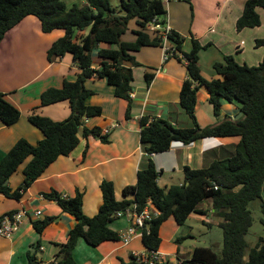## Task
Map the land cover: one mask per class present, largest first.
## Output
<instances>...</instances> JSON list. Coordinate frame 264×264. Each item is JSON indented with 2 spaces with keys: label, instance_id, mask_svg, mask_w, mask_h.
I'll return each mask as SVG.
<instances>
[{
  "label": "trees",
  "instance_id": "1",
  "mask_svg": "<svg viewBox=\"0 0 264 264\" xmlns=\"http://www.w3.org/2000/svg\"><path fill=\"white\" fill-rule=\"evenodd\" d=\"M111 1L85 0L82 6L73 4L67 8L61 0H0V43L24 18L34 17L43 33L63 32V36L48 48L47 60L69 54L72 63L80 70L73 82L64 81L61 88H48L40 95L41 107L67 101L71 109L69 117L53 121L33 109L27 119L42 133L43 139L35 145L19 139L1 158L0 194L6 198L19 200L22 192L40 178L53 162L61 156L67 157L75 149L80 137L92 136L103 143L107 141L98 127L88 128L83 123L85 118L101 114L100 107L86 104L87 98L93 94L86 89V81L104 80L112 86L114 96L126 102L125 119L130 118L133 67L141 66L135 53L145 47H161L157 32L148 31L146 25L154 17L163 22L166 9L161 0H118L119 4L115 7ZM178 1L190 3V0ZM258 8L264 9V0H246L235 23L237 32L260 26ZM130 26L133 28L130 29ZM129 31L134 40L124 41L123 36ZM170 39L187 60V79L180 87L178 107L187 117L189 126L174 127L168 121L142 116L139 126L144 154L166 152L172 142L189 145L203 138L238 137L233 154L202 169L184 166L182 183L163 188L157 185L159 172L148 157L145 166L137 171L135 185L123 188L121 200L115 199L112 182H100L102 202L97 213L91 217L83 213V192L79 190L73 197H65L54 190L42 193L44 199L54 202L62 213L70 215L76 222L60 247L55 264H77L73 250L79 239L91 247L119 241L118 233L108 227L115 213L132 204H136L137 210L141 211L148 201L158 214L148 223V233H144L141 240L145 250H159L160 226L168 218H173L177 225H183L189 215L197 212V206L206 200H211L216 216L222 219L219 224L222 231L221 252L217 254L211 248L196 247L188 259L178 264H264V237L258 236L253 244L246 240L253 223L250 204L258 203L260 223L264 228L261 197L264 192V57L257 66H247L239 65L232 56H226L223 63L214 65L217 76L207 78L197 64L201 45L193 40L191 50L183 53V39L174 32ZM101 44L108 48H99ZM254 47H264V39L256 40ZM95 50L101 60L98 68L93 67L91 57ZM126 64L131 67H126ZM144 79L148 86L153 74L146 72ZM200 88L207 91L215 116L219 115L221 101L225 100L240 104L242 118L236 122L227 120L200 128L195 120L197 91ZM19 118L20 112L0 92V122L11 126ZM28 158L30 160L22 170L23 181L16 190H12L8 186L9 178ZM55 219L48 217L33 221L32 226L37 233H41ZM29 264L37 263L30 261ZM121 264L143 263L132 256L128 263Z\"/></svg>",
  "mask_w": 264,
  "mask_h": 264
},
{
  "label": "crops",
  "instance_id": "2",
  "mask_svg": "<svg viewBox=\"0 0 264 264\" xmlns=\"http://www.w3.org/2000/svg\"><path fill=\"white\" fill-rule=\"evenodd\" d=\"M61 1L65 4L68 2L70 6L66 5L67 8L73 4H85V0ZM245 2L246 0H190L187 3L168 0L164 3L169 27L183 39L182 52L188 53L191 50L193 40L201 45L197 64L205 77L215 78L217 74L214 65L223 63L226 56H232L239 65L257 66L262 61L264 47H254L256 40L264 39L261 8L257 9L260 26L240 32L235 29ZM62 36L61 30L43 33L36 18L26 17L1 41L0 92L20 112V118L11 126L0 122V160L19 139L32 145L43 139L42 133L28 122V115L33 109L53 121H63L69 117L71 109L67 101L40 106L42 92L48 88H61L64 81L73 82L80 73L69 54L47 60L48 48ZM123 40L133 41L134 37L129 31L123 36ZM99 48L108 46L101 44ZM91 57L93 67L98 68L101 60L97 56V50L92 52ZM135 58L141 66L133 67L130 118L125 119L126 102L114 96L112 86L104 80L86 81V89L93 93L87 98L86 104L100 107L101 114L87 119L84 124L88 128L98 127L107 141L103 143L92 136L80 137L75 149L67 157L61 156L53 162L40 178L22 192L19 200L0 194V217L21 210L27 212V216L9 239L0 236V264H29L30 261L37 264L51 263L65 243L68 232L76 222L70 215L62 213L54 202L44 199L42 193L54 190L65 197H73L76 190H79L83 192V213L91 217L97 213L102 202L100 182H112L115 199L121 200L123 188L135 185L137 171L145 166L148 157L159 172L157 185L163 188L182 183L184 166L202 169L213 161L233 154L239 142L238 137L203 138L189 145L172 142L166 152L145 155L140 144L139 119L142 116L168 121L174 127L189 126L187 117L178 107L180 87L187 79V74L185 63L175 58L163 63L161 48H142L135 53ZM125 66L131 67L130 64ZM146 72L153 74L148 86L144 79ZM239 113V103L222 100L220 113L215 116L207 91L204 88L197 91L195 120L200 128L227 120L236 122L242 118V113L240 117ZM29 160L30 158L26 159L9 178L8 186L12 190L21 185L22 170ZM261 197L264 208V192ZM252 204L259 209L258 203ZM149 209L154 215L158 214L151 206ZM196 209L197 212L189 215L186 222L189 219L200 220L208 232L215 228L221 231L219 224L222 219L216 216L211 200L202 202ZM48 217L56 219L41 233H37L32 222ZM185 223L177 225L173 218H168L160 226V264H178L189 258L195 246L181 249L182 238L193 239L191 232L184 234L182 227ZM128 224L127 218L119 217L114 218L108 227L119 233ZM165 228L170 230L168 236H163ZM259 236L264 237V232ZM219 241L222 244V235H219ZM164 243L166 244L163 245ZM166 245H170V250H165ZM144 252L141 238H134L128 245L116 241L103 242L97 247H91L79 239L73 250V258L77 264H121L128 263L135 254Z\"/></svg>",
  "mask_w": 264,
  "mask_h": 264
},
{
  "label": "built area",
  "instance_id": "3",
  "mask_svg": "<svg viewBox=\"0 0 264 264\" xmlns=\"http://www.w3.org/2000/svg\"><path fill=\"white\" fill-rule=\"evenodd\" d=\"M163 3L168 0H161ZM146 29L148 31L157 32L158 37L161 42V61L164 63L170 58L177 57L181 59L184 63H187L184 55L176 50L173 41L170 39L171 34L173 33L172 29L169 27L166 18L163 22H160L159 19L154 17L147 25ZM86 118L83 120V123L86 122ZM216 189V187H215ZM151 206L148 201L144 209L141 211L137 210V205L132 204L130 207L126 208L123 211L115 213L114 218L125 217L128 219L129 224L126 229L118 233L119 242L123 245H128L134 238L143 237L144 233H148V223L157 215H154L149 207ZM36 214H39L37 212ZM27 216V212L24 210L14 212L10 215H5L0 218V236L3 238L9 239L19 228L22 223V220ZM133 257L136 258L138 262L143 264H160L162 257L158 250H151L143 254H135ZM56 259L51 263H40V264H55Z\"/></svg>",
  "mask_w": 264,
  "mask_h": 264
},
{
  "label": "rangeland",
  "instance_id": "4",
  "mask_svg": "<svg viewBox=\"0 0 264 264\" xmlns=\"http://www.w3.org/2000/svg\"><path fill=\"white\" fill-rule=\"evenodd\" d=\"M113 6H117L118 0H112L111 1ZM66 5L69 7L68 2H66ZM260 15L262 16V23H264V9H261ZM60 33V31H57ZM264 36V35H262ZM163 181H161L160 184H162ZM249 209L251 210V215L253 219V223L251 228L249 229V232L246 236L247 242H253L255 243L257 240V237L264 232V228L260 223V217L261 213L260 210L253 206V204H250ZM173 221V220H171ZM206 227V226H205ZM204 227V223L200 220H192L189 219L185 225L182 227L184 234H191L193 239H189L188 237H184L181 239V249H185L186 247H206L211 248L215 253L220 254L222 249V244L219 241V235H222V232L219 228H215L212 232H208L207 228ZM170 233V230L168 228H165L164 235L168 236ZM186 236V235H185ZM166 241V240H165ZM167 243V242H166ZM164 243L163 245H165ZM165 250H170V245L165 246Z\"/></svg>",
  "mask_w": 264,
  "mask_h": 264
},
{
  "label": "water",
  "instance_id": "5",
  "mask_svg": "<svg viewBox=\"0 0 264 264\" xmlns=\"http://www.w3.org/2000/svg\"><path fill=\"white\" fill-rule=\"evenodd\" d=\"M241 116V113H239V117Z\"/></svg>",
  "mask_w": 264,
  "mask_h": 264
}]
</instances>
